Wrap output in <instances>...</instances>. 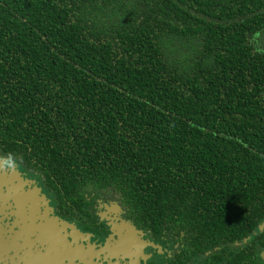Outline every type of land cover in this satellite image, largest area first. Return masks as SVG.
Segmentation results:
<instances>
[{
  "label": "trees",
  "instance_id": "trees-1",
  "mask_svg": "<svg viewBox=\"0 0 264 264\" xmlns=\"http://www.w3.org/2000/svg\"><path fill=\"white\" fill-rule=\"evenodd\" d=\"M0 148L72 203L111 187L154 231L242 238L264 197V0H0Z\"/></svg>",
  "mask_w": 264,
  "mask_h": 264
},
{
  "label": "flooded vegetation",
  "instance_id": "flooded-vegetation-1",
  "mask_svg": "<svg viewBox=\"0 0 264 264\" xmlns=\"http://www.w3.org/2000/svg\"><path fill=\"white\" fill-rule=\"evenodd\" d=\"M14 158L15 172L0 171V264H264L263 196L256 228L199 246L189 234L141 223L111 187L84 189L76 196L84 202L65 200L37 168Z\"/></svg>",
  "mask_w": 264,
  "mask_h": 264
},
{
  "label": "clouds",
  "instance_id": "clouds-1",
  "mask_svg": "<svg viewBox=\"0 0 264 264\" xmlns=\"http://www.w3.org/2000/svg\"><path fill=\"white\" fill-rule=\"evenodd\" d=\"M0 160L3 161L2 166H0V171L13 173L19 167L17 160L11 153L7 155V158L0 157Z\"/></svg>",
  "mask_w": 264,
  "mask_h": 264
},
{
  "label": "rangeland",
  "instance_id": "rangeland-1",
  "mask_svg": "<svg viewBox=\"0 0 264 264\" xmlns=\"http://www.w3.org/2000/svg\"><path fill=\"white\" fill-rule=\"evenodd\" d=\"M107 199H112V200H114V198H113V193H110V194L104 199V203L106 204V205H104L105 208H109V207H107V206H108V203H110V202L107 201ZM113 204L116 205V202H113Z\"/></svg>",
  "mask_w": 264,
  "mask_h": 264
}]
</instances>
